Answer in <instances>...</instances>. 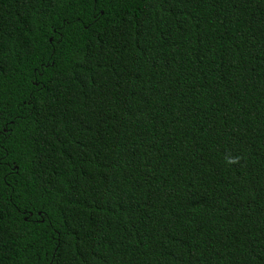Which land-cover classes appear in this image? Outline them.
<instances>
[{
    "label": "trees",
    "instance_id": "1",
    "mask_svg": "<svg viewBox=\"0 0 264 264\" xmlns=\"http://www.w3.org/2000/svg\"><path fill=\"white\" fill-rule=\"evenodd\" d=\"M0 264H264V0H0Z\"/></svg>",
    "mask_w": 264,
    "mask_h": 264
}]
</instances>
